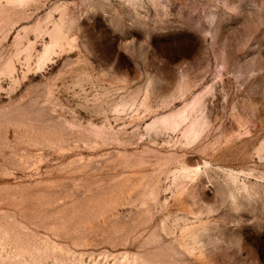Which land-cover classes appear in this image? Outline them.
I'll return each instance as SVG.
<instances>
[{
    "label": "rangeland",
    "instance_id": "rangeland-1",
    "mask_svg": "<svg viewBox=\"0 0 264 264\" xmlns=\"http://www.w3.org/2000/svg\"><path fill=\"white\" fill-rule=\"evenodd\" d=\"M0 264H264V0H0Z\"/></svg>",
    "mask_w": 264,
    "mask_h": 264
}]
</instances>
